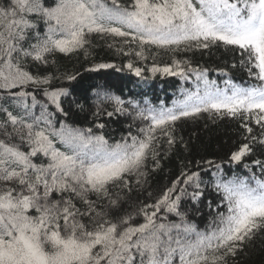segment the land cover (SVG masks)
I'll return each mask as SVG.
<instances>
[{"label":"snow or ice","instance_id":"6c2138e0","mask_svg":"<svg viewBox=\"0 0 264 264\" xmlns=\"http://www.w3.org/2000/svg\"><path fill=\"white\" fill-rule=\"evenodd\" d=\"M94 36L117 55L151 58L153 76L194 75L195 90L168 107L100 88L94 121L131 116L127 133L112 140L104 123L72 126L64 83L79 73L59 72L55 56L87 59ZM218 47L237 52L255 83L229 77L220 87L207 68L177 58ZM161 53L171 63L158 64ZM125 67L142 77L131 60ZM204 114L239 122L242 142L227 163L246 174L214 160L196 161L204 165L198 171L182 162L153 199L151 173L177 145L187 151L177 124ZM257 148L264 149V0H0V264H234L264 239V159L249 162ZM209 192L215 207L207 201L200 227L191 217L204 214Z\"/></svg>","mask_w":264,"mask_h":264},{"label":"trees","instance_id":"16d2710c","mask_svg":"<svg viewBox=\"0 0 264 264\" xmlns=\"http://www.w3.org/2000/svg\"><path fill=\"white\" fill-rule=\"evenodd\" d=\"M90 51L91 55L87 59L82 53L70 56L57 54L55 56V67L59 69V72L79 73L75 81L64 83V86L68 87L72 94L65 101L66 110H69L70 113L67 122L74 127L86 128L93 127L94 122L104 123L106 127L103 132L112 140H118L122 134L127 133L128 125L133 123L131 116L117 115L112 118L102 116L98 121H94L91 115L95 110L93 102L95 92L100 88L120 96L125 101L137 102L141 106H144L145 101H147L153 106H160L163 102L168 107L172 105L173 101L182 98L183 90H195L196 78L194 75L190 74L187 79L160 73L153 76L149 71L153 64L151 58L138 60L134 55H117L114 49L107 47V41L101 40L99 37H92ZM177 58L188 59L193 66L207 68L208 79L215 80L220 87L224 86V81L229 77L234 83L243 86H247L248 83H255L254 80L249 79L246 70L240 66L239 54L222 47L213 48L210 51L181 53ZM129 60L133 62L135 67L144 69L142 77L136 76L133 71L125 67ZM156 62L162 66L171 63V57L161 53ZM97 63H113L117 67L89 71ZM233 64H236V67H232ZM220 69H225L227 75L222 74ZM73 100L75 103L82 104L84 111H79ZM108 110L111 111V108L109 107ZM138 124L139 122L134 125L133 131ZM239 132L240 127L237 120L230 118L210 119L207 114L196 120L189 119L179 122L176 135L183 137L188 146L187 151L181 145H177L167 159H161V168L151 173L148 191L153 193V199L179 175L182 162L186 164L191 161L192 170L198 171L204 165L201 163L200 168H198L195 166L196 161L214 160L218 163L223 162L222 167L226 171L235 170L238 173L246 174L242 165L236 166L227 163L230 152L242 142ZM256 158L264 159V149L257 148L256 156L250 157L249 162ZM211 171L209 170L208 174L203 176L204 180L210 179ZM146 195L145 192L140 196V199ZM208 200H213V207H215V195L211 192L206 193L200 205L204 214L191 217L200 227H203L208 219V208L206 207ZM234 264H264V239L257 238L244 251L240 252Z\"/></svg>","mask_w":264,"mask_h":264}]
</instances>
